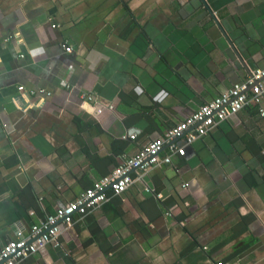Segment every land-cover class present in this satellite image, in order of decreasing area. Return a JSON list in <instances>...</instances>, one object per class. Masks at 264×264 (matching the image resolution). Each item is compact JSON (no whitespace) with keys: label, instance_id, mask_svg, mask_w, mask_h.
I'll list each match as a JSON object with an SVG mask.
<instances>
[{"label":"crops","instance_id":"1","mask_svg":"<svg viewBox=\"0 0 264 264\" xmlns=\"http://www.w3.org/2000/svg\"><path fill=\"white\" fill-rule=\"evenodd\" d=\"M262 68L264 0H0V243ZM175 144L22 264H264L257 108Z\"/></svg>","mask_w":264,"mask_h":264},{"label":"built area","instance_id":"2","mask_svg":"<svg viewBox=\"0 0 264 264\" xmlns=\"http://www.w3.org/2000/svg\"><path fill=\"white\" fill-rule=\"evenodd\" d=\"M66 51L71 53L72 48L66 47ZM62 85L69 88L66 81ZM19 91L25 92V88L21 86ZM29 95L48 98L51 93L46 90H31ZM81 97L89 103H97L92 94L84 93ZM250 106H255L259 116L264 118V68L255 70L245 82L235 84L215 100L203 105L195 114L169 130L165 138L148 143L137 156L127 160L110 176L94 182L75 201L47 217L41 224L33 226L28 236H21L6 244L0 243V264H22L47 247L58 244L60 236L77 220L87 217L106 204L111 195L125 193L135 181L131 174L133 170L147 174L160 165H171L175 156L186 155L185 147L177 146L176 140L184 139L187 145H191ZM105 109L112 110L114 106L99 108L97 113L101 114ZM136 138L135 134L130 136L132 140ZM166 148L167 153L161 157Z\"/></svg>","mask_w":264,"mask_h":264}]
</instances>
